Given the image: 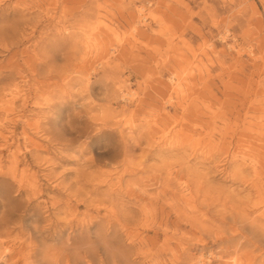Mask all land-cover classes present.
Masks as SVG:
<instances>
[{
	"label": "rangeland",
	"instance_id": "374dc122",
	"mask_svg": "<svg viewBox=\"0 0 264 264\" xmlns=\"http://www.w3.org/2000/svg\"><path fill=\"white\" fill-rule=\"evenodd\" d=\"M0 264H264V0H0Z\"/></svg>",
	"mask_w": 264,
	"mask_h": 264
}]
</instances>
